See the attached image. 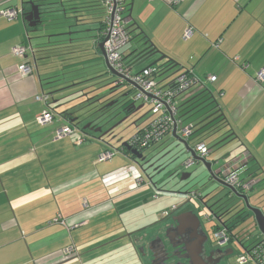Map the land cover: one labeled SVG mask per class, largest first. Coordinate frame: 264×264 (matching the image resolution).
I'll return each instance as SVG.
<instances>
[{"label":"crops","instance_id":"1","mask_svg":"<svg viewBox=\"0 0 264 264\" xmlns=\"http://www.w3.org/2000/svg\"><path fill=\"white\" fill-rule=\"evenodd\" d=\"M26 1L0 0V264H140L139 248L147 255L151 238L166 241V216L173 210L182 212L178 210L182 200L178 203L175 195L146 179L127 149L114 141L113 148L108 147L100 133L82 129L88 121L96 126L104 123L96 114L80 117L74 108L85 102L91 89L109 80L117 86L95 41L99 18L89 11L92 14L83 24H75L55 4L51 20L35 29L24 19ZM128 3L130 36L122 48L124 62L132 64L142 48L152 46L155 51L132 71L149 66L164 53L173 62L174 77L187 72L198 78L197 85L181 94L179 105L208 90L231 130L229 143L216 152L208 145L205 159L215 170L241 156L237 174L250 185V203L264 212V85L255 79L256 72L264 69V0ZM10 6L23 11L7 19L1 10ZM188 25L194 31L184 37ZM141 38L148 42L142 44ZM18 44L32 49L26 60L34 68L28 75L18 71L21 58L13 53ZM209 75L214 79L209 81ZM166 77L157 80L161 84ZM43 93L46 101L35 98ZM92 98L98 103V97ZM59 104L64 106L56 107ZM47 106L59 113L67 109L69 115L58 114L53 122L38 124L35 116ZM75 117L76 131L58 137L56 129ZM176 135L183 138L179 127L154 146L177 141ZM78 136L82 141L76 143ZM189 137L194 148L193 136ZM106 149L115 152L99 161V153ZM251 196L259 197L261 204ZM247 220L248 225L244 221L235 230L244 247L264 236L252 217ZM70 245L74 249L69 254L65 249Z\"/></svg>","mask_w":264,"mask_h":264},{"label":"built area","instance_id":"2","mask_svg":"<svg viewBox=\"0 0 264 264\" xmlns=\"http://www.w3.org/2000/svg\"><path fill=\"white\" fill-rule=\"evenodd\" d=\"M105 15L102 18L101 28L98 32L100 40H103V48L106 54L107 61L118 73L122 76L115 80L117 85H120L127 80L130 81L132 87L133 101L141 100L142 103L146 102L151 104L150 112L154 115L152 119L147 122L140 130L130 138L129 143L138 148L144 149L152 143L159 142L167 133H169L176 123L179 127L180 135L183 138H188L193 131V123L182 124L181 118L178 116V105L180 96L191 87L200 82L198 78L187 72L176 75L172 83L161 86L157 80L156 68L147 66L139 72L132 71L129 66L124 62L122 55V48L129 40V32L127 29L129 17L125 14L128 10L127 0H101ZM18 11L22 12V8L5 7L1 10L3 17L12 19L17 16ZM193 26H187L184 30V37H189L193 33ZM31 46L18 44L14 47L13 53L21 58L18 65V71L22 75H28L32 72L33 67L28 63L27 54ZM209 81L214 79L213 75L207 77ZM255 79L264 85V69L256 72ZM37 100L46 101L47 95L41 94L35 97ZM57 114L48 106L42 109L36 116L35 121L38 124L51 123L56 119ZM140 130V131H139ZM76 131V127L72 124H64L56 129L58 137L70 135ZM82 141V137L78 136L75 140L76 143ZM122 149V148H120ZM199 157H206L210 151L208 145L200 141L195 144L193 148ZM115 150L106 149L99 153L98 160L104 161L109 159L114 154ZM241 156L233 158L229 163L219 166L218 174L228 184L240 192L250 188L245 184L237 174V167L241 163ZM194 158H188L187 165L193 164ZM140 177L137 178L139 182ZM194 195L190 192L188 196ZM86 201V200H85ZM84 204L86 205V202ZM59 218H55L57 220ZM213 236L215 244L223 245L229 242L230 236L228 232L221 227L214 229ZM73 246H68L65 251L71 253ZM239 264H264V236L257 239L251 245L242 249L238 255Z\"/></svg>","mask_w":264,"mask_h":264},{"label":"water","instance_id":"3","mask_svg":"<svg viewBox=\"0 0 264 264\" xmlns=\"http://www.w3.org/2000/svg\"><path fill=\"white\" fill-rule=\"evenodd\" d=\"M27 4H29V9L24 12V19L28 23V26L31 28H37L39 25L45 26L47 22L51 20L49 18L52 15V12L54 10H48L45 9L43 10L41 7L42 5L39 3H36L34 0H28L26 1ZM51 3V2H50ZM50 3H46V5H49ZM57 4L60 6H63V0H58ZM74 6H72L73 8ZM64 12V18L67 19L68 16H66L65 13V8L61 9ZM128 17H131V8H129L128 11ZM141 34L143 35V38H146L144 35L143 31H140ZM141 38V40L143 39ZM97 41V45L100 49L101 54L104 56L105 60V65L108 73L112 76H115L116 78L121 77L122 75L118 73L112 66H110L109 62L107 61L106 54L103 48V40H95ZM148 40L144 39L142 40V44H146ZM156 52H160V50L156 49ZM150 52L148 50V46H145L142 48L137 55L134 58V61L132 64H129V68L132 69V67L135 64H138L144 59H147L149 56ZM168 58L164 53H161V55L155 59L153 62H151L152 65H157L162 59ZM150 64V65H151ZM173 68L172 66H167V67H159L157 66L156 68V73L157 76H162L169 72ZM173 72H171L169 75H171ZM167 75V76H169ZM173 81V80H172ZM127 83L130 84V81L127 80ZM172 83V82H171ZM126 95V93L124 94ZM113 101L109 102L107 105H112ZM61 104L57 105L56 107H59ZM64 105V104H63ZM143 104L139 105L138 107H135V101L130 102L128 105L123 107L122 111L127 112L130 110L131 107H134V112L139 110V108L142 107ZM55 107V108H56ZM56 111V110H55ZM57 114L63 116L68 114L67 109H64L62 112H56ZM135 113H132L130 115H134ZM129 116V115H126ZM141 117V116H140ZM140 117H136L134 119L133 123L135 124L137 120H139ZM126 118V117H124ZM77 120V117L72 118L71 124L74 125V122ZM122 121V120H121ZM120 121V122H121ZM119 122V123H120ZM118 123V122H117ZM112 125L106 129L103 130L102 126H96L92 125L91 122H87L82 129L89 128L90 130H93L94 132L100 133L99 139L103 141L108 147L113 148V143L119 144L121 147L126 148L133 156H134V163L137 165L139 171L141 174L144 175V177L150 181L155 182L154 180V175L158 173L159 166L158 168L154 167V162H151V158H148L144 153L143 149L139 150L136 147H133L130 143L129 140L130 138L135 134L126 137L125 135H121L120 133H117L114 131V127L117 126L118 124ZM138 125V124H137ZM177 124H174L173 129L176 131L177 129ZM77 128V127H76ZM176 140L185 146L188 152L193 156L195 159V162H201L202 164V170L200 172L201 178L203 179L201 185L198 188H191L192 190H187L183 192L182 194L185 195L184 203L189 202L192 198H195L199 201V207L206 209V212L204 214V217L207 218V220H215L216 224L218 227L224 228L229 236V242L231 246L233 247V241L235 244L240 246V248L244 247L242 244H240V241L238 240V232L235 231L236 228L244 221H246L249 217H252L254 222L257 225V228L261 234L264 235V212L261 209L260 206H255L250 203L249 196H250V188L240 192L237 189L233 188L230 184H228L222 177L218 176V171H216V168L212 167V162L206 160L203 157H199L196 155V152L194 151L193 148H191L188 144L187 138H181L180 136L176 135ZM186 160L183 162L184 166H189L186 164ZM194 162V163H195ZM191 165V164H190ZM149 168H153L155 170V173L148 172L147 170ZM174 174L176 172V168L173 170ZM190 176V172H182L181 173V180H184ZM226 188L227 189V195L229 196H234L236 198V202L234 203V208L235 212H233L232 208L233 207H228L229 205L226 204V202L222 201L223 195L222 189ZM190 192H193L194 195L188 196ZM176 193V192H175ZM174 193V194H175ZM181 193V192H179ZM180 207V206H179ZM236 213L243 215L242 219L240 221L236 220ZM168 220V224L165 225L164 227V236L168 238V233L170 230L175 229L178 227L181 229L183 232L182 234L187 235L186 240H183V249L186 251V255L189 258V264H215V262H218L221 258L223 257H228L232 252L233 248L229 247V252L223 251L220 248L216 250L217 253H220L218 255V258L215 262L209 263V260L206 258H210V256H205V243H208V235L202 228V223L200 220L199 215L191 208H185L182 212L177 213L175 210L169 212L166 216ZM181 234V233H180ZM155 242H160L161 245L163 246L162 239L159 236H154V238H151L148 242V248L150 252L152 253V256H155L156 253H154V250L152 248V244ZM175 245L174 243H171ZM172 245V246H173ZM214 244H212L213 246ZM243 249V248H242ZM165 250V249H164ZM167 254V252H165ZM157 264V263H153ZM163 264H167L163 262Z\"/></svg>","mask_w":264,"mask_h":264},{"label":"rangeland","instance_id":"4","mask_svg":"<svg viewBox=\"0 0 264 264\" xmlns=\"http://www.w3.org/2000/svg\"><path fill=\"white\" fill-rule=\"evenodd\" d=\"M51 1L52 0H46L45 2L50 3ZM53 1L57 2L58 0H53ZM99 3H100V0H95V2H94V4H99ZM56 5H58V4H56ZM56 5L51 4V5H45L42 7H44L43 9H45L46 7H50V6L55 7ZM25 6L28 8L30 7L29 4H27V3L25 4ZM93 8L94 9H90V11L93 12L94 16L99 17V16L103 15V12H102L103 9L101 10V8H97V7H93ZM128 13L129 12L127 10L125 12V14L128 15ZM142 62H141V64H142ZM138 65H140V64H138ZM138 65H137V67H138ZM171 72L172 71L170 70L169 72H167L165 74V76L169 75ZM174 73L175 72H173L171 75L167 76L164 80H162L160 85H163V84L167 83L169 80H171L174 77V75H173ZM112 81L109 80V82H106V84H104L102 86H97L96 88H94V89H96L94 91H93V89H91V92L88 94L90 96H88V95L84 96L85 102L77 105L74 109L76 110L77 113H79V114L82 113L80 115V117L93 116L96 114L97 120L100 121L101 123H104V125L102 126L103 130L112 126V125H115L117 122L119 123L122 120L119 124L117 123L118 124L117 126L114 127V131L117 133H120L123 136L125 135L126 137H128V136L133 135L139 128L143 127L147 122H149L152 119V117L154 115L150 112L151 104L146 103V102L143 103L142 107L139 108V110L137 112L138 116H136L137 118L140 116L141 117L134 124L133 121H134V119H136L135 114L130 115V116H126V114L121 110V101L122 102L123 101L124 102L125 101L133 102V98H132V91L133 90L128 92V90L125 89L127 85L114 86ZM112 86H114L115 89L111 91ZM109 90H110V92H108ZM96 91H97V93H96ZM82 93H84V92H82ZM125 93H127V94L124 95ZM96 95L102 96L99 98L98 103L96 101H94L92 98V96H96ZM70 96H69V98H70ZM90 98H92V99H90ZM67 100H69V99H67ZM110 101L111 102L113 101V104L107 105ZM70 103H72V101L68 102V104H70ZM141 104H142L141 100L135 101V107H138ZM63 106L64 105L61 104L58 108H61ZM102 106L104 109L101 108ZM114 116L117 118H115ZM124 117H126V118H124ZM190 118L191 117L186 118L185 121L187 122ZM83 119H85V118H83ZM81 121L83 122V120H81ZM82 122H79V123L82 124ZM97 126H101V125H97ZM104 127H106V128H104ZM203 137L206 140L205 142L208 143L209 146H211V148L214 152H216L217 150H219L223 146H225V143L226 144L229 143L228 141H226L224 143L212 146V144L210 142V140L212 139V136H208L205 133ZM169 143L170 144L167 143L166 145H163V146H162V144H160L158 146H154L155 144H157V142H155V143H152L151 145H149L148 147H146L142 150L143 153L148 158H151V162H154V167L157 166L156 168H158V166H159V169H157L158 173L155 174L153 178L157 182V184L161 185V187L165 191L167 190V192H171V194H170L171 196L175 195L173 197L174 200L178 199L177 200L178 203H179L180 199L182 200V201H180V207L178 208V210H184L185 208H191L199 215L201 223H202V228L206 232V234L208 235V242L210 244H214L215 238L213 236V232H214V226L216 224V221L213 219L207 220V218L204 217L206 209L199 207V201L196 199V197L192 198L189 202L184 203L183 199H185L184 198L185 195L182 194L183 192H185L187 190H192L191 188H193V189L198 188L201 185L203 179H199V178H201V176L199 174H200L203 166H202V164H200L201 162H195V163H193L187 167L184 166L183 162L186 160V158L189 156L190 153L185 151L183 144L178 142V141L173 140V141H170ZM151 146H154V147H151ZM232 152L233 153L231 154V156H235L237 154V151L235 152L233 150V148H232ZM175 168H176V172L174 174L173 170ZM147 171L155 173V170H153V168L152 169L149 168ZM182 172H190V176H188V178H186L184 180H181L180 178H181ZM179 192H181V193H179ZM221 195L224 196L222 201L226 202V204L229 205L228 207H233L232 208L233 212H231V214L234 213L235 209H236V208H234V203L236 202V198L234 196L227 195V189L226 188L222 189ZM250 198L254 201H257V203L260 200V198L257 196L256 197L251 196ZM259 204H261V202H259ZM245 224L248 225L249 221L246 220ZM251 238H253V237H250L249 239L246 240V244H249L252 241ZM225 244H228L231 246L230 242H226ZM218 246H220V245H217L216 247H218ZM224 247H226V246H224ZM241 251L242 250L240 249V246H238L237 244L233 245V252L226 258L225 264H239L238 263V255L241 253ZM145 253L147 255L143 254V251L140 250V248H139V262H140V264H141V262L144 264H150L151 263L149 252H145Z\"/></svg>","mask_w":264,"mask_h":264},{"label":"trees","instance_id":"5","mask_svg":"<svg viewBox=\"0 0 264 264\" xmlns=\"http://www.w3.org/2000/svg\"><path fill=\"white\" fill-rule=\"evenodd\" d=\"M41 1H43V2L39 3V4H41V5L43 4L42 6L46 5V2L44 3V1H46V0H41ZM36 2H38V1H36ZM65 2H66V4H64ZM94 2H95V0H91L89 2H82V1L80 2L77 0H63L62 9L65 8V10L67 11L66 14L68 16L67 19H69V20L72 19V21L75 24H83L84 21L87 20V17L92 14V12H89V11H90V9H94L93 7L101 8V10L103 9V11H102L103 15L98 17L99 18L98 19V23H99L98 32H99V30L101 28L102 18L105 15V10L103 8L101 0H100L99 4H94ZM51 4H57V2H55V1L51 2L49 5H51ZM129 4L130 3H128V0H127V6L128 7H129ZM72 6H74V7L72 8ZM49 9L54 10L53 6H50ZM128 11H129V8H128ZM73 32L74 31H71V33H73ZM96 40H100L98 34H97ZM30 50H32V49H30ZM148 50H149L150 54H151V52L155 51V49L152 46L148 47ZM171 61L172 60L170 58H168V59H164L161 63L159 62V64H157V65L151 64L149 66L154 67V68H157V66H159V67L172 66L173 62H171ZM32 67L34 68L33 65H32ZM137 72H139V71H137ZM99 77H101V76H99ZM120 85H127L129 88L128 92H130L132 90L131 85L127 82H124ZM114 86H112L111 91L115 89ZM117 86H119V85H117ZM108 92H110V90ZM96 97L100 98L102 96L96 95ZM101 108H103V106ZM52 110L56 113V111L54 109H52ZM177 113H178V116L182 120V124H186L185 119L189 118V117H191V118L189 119L190 121L188 120V122H191V123L194 122L193 123V131H192V134L190 136L191 137L193 136L191 139L194 140L195 144H197L200 141H203V142L206 141L205 138L203 137L205 133L208 136H212V139L210 140L212 146L224 143L231 138V130L226 129V126H227L226 118L224 117L223 114H220L219 111L216 110V107H214V101L212 99V96L208 92V90H201V92H199L198 94L193 96L188 101H185L183 104L178 105V112ZM66 115L68 116L69 114H66ZM140 130H142V128H140ZM189 138L190 137H188L187 139H189ZM206 144L209 145L208 143H206ZM119 147L122 149H126V148L121 147V146H119ZM242 216L243 215L236 213V220L240 221L243 218Z\"/></svg>","mask_w":264,"mask_h":264},{"label":"flooded vegetation","instance_id":"6","mask_svg":"<svg viewBox=\"0 0 264 264\" xmlns=\"http://www.w3.org/2000/svg\"><path fill=\"white\" fill-rule=\"evenodd\" d=\"M130 102L128 101H121V110L123 109V107H125L126 105H128ZM126 115L135 113V117L138 116V114H136V112H134V107H131L130 110H128L127 112H124ZM219 176V175H218ZM182 230L179 229L178 227H176L173 230H170L168 233V238L166 236H164L165 238V242H163V246L161 245V243L159 242H155L152 244V248L154 250V253H156L155 256H152V253L149 250L150 253V260L153 263H157V264H163V262L167 263V264H189V258L186 256V251L183 249V240H186V236L185 234H182ZM181 233V234H180ZM174 243L175 245L171 244ZM173 245V246H172ZM217 245H213L208 243H205V256H210V258H206L209 260V263L211 262H215L218 258V255L220 253H217L216 250L218 248H222L221 250L229 252V247H232L230 245H227L226 247H221ZM149 247V246H148ZM147 247V248H148ZM233 248V247H232ZM149 249V248H148ZM165 249V250H164ZM165 252H167V254H165ZM186 254V255H184ZM223 262V260H222ZM221 262V263H222ZM215 264H219V262H215Z\"/></svg>","mask_w":264,"mask_h":264},{"label":"clouds","instance_id":"7","mask_svg":"<svg viewBox=\"0 0 264 264\" xmlns=\"http://www.w3.org/2000/svg\"><path fill=\"white\" fill-rule=\"evenodd\" d=\"M195 151V150H194ZM197 155V154H196ZM205 158V157H204ZM244 248V247H243Z\"/></svg>","mask_w":264,"mask_h":264}]
</instances>
